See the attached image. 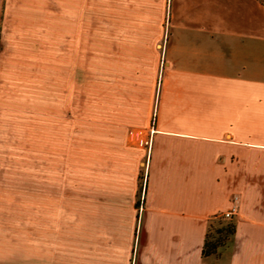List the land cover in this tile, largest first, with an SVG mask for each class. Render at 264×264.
<instances>
[{
  "label": "crops",
  "instance_id": "0c3cea01",
  "mask_svg": "<svg viewBox=\"0 0 264 264\" xmlns=\"http://www.w3.org/2000/svg\"><path fill=\"white\" fill-rule=\"evenodd\" d=\"M0 44V264H264L258 0H0ZM100 50L164 59L147 164L121 131L85 139ZM232 208L228 254L203 257Z\"/></svg>",
  "mask_w": 264,
  "mask_h": 264
},
{
  "label": "rangeland",
  "instance_id": "374dc122",
  "mask_svg": "<svg viewBox=\"0 0 264 264\" xmlns=\"http://www.w3.org/2000/svg\"><path fill=\"white\" fill-rule=\"evenodd\" d=\"M101 19H107L106 10L99 12ZM106 28L100 27V33ZM168 32L167 23L164 26V39L154 46L153 51L161 50ZM106 44H100L105 46ZM131 57L122 59L117 54L107 56L106 51L100 50L97 73L85 69L84 74V126L85 139L92 124L100 128H110L114 132L121 131L125 135V142L131 148H137L130 140L131 131H149L145 118L154 112L156 94L161 81L164 59L147 55L143 58ZM98 102V103H95ZM96 104V105H95ZM147 115V116H146ZM151 121V119H150ZM111 126V127H110ZM87 143V144H86ZM90 157V146L85 142V161ZM146 171L145 161L140 165ZM140 174V194L144 186L145 172ZM74 210L75 204H69ZM229 221L224 218L212 223L210 240L217 238L214 230L224 227ZM221 235L220 238H223ZM229 251V239L223 240L213 256L226 257Z\"/></svg>",
  "mask_w": 264,
  "mask_h": 264
},
{
  "label": "built area",
  "instance_id": "2783aa9c",
  "mask_svg": "<svg viewBox=\"0 0 264 264\" xmlns=\"http://www.w3.org/2000/svg\"><path fill=\"white\" fill-rule=\"evenodd\" d=\"M155 122H156V111L154 109L149 125V131L148 132L131 131L130 133V140L135 144L136 147L144 151L146 164L151 152L152 137L154 134ZM145 184H146V179H144V186L141 191V195L139 197V207H138L139 212L142 211V207H143ZM235 213H236V209L232 208V210L223 214L221 217L224 219H231L235 215Z\"/></svg>",
  "mask_w": 264,
  "mask_h": 264
},
{
  "label": "trees",
  "instance_id": "16d2710c",
  "mask_svg": "<svg viewBox=\"0 0 264 264\" xmlns=\"http://www.w3.org/2000/svg\"><path fill=\"white\" fill-rule=\"evenodd\" d=\"M258 1L264 6V0H258ZM0 49H1V44H0ZM136 207L137 208L139 207V200L138 202H136ZM220 218L222 217L219 216L218 218H214L212 222L209 223L208 232H207L206 240H205L203 251H202L203 257L214 255L217 251V248L221 245V242L226 239L230 240V238L234 235L235 225L230 219H226L229 222L224 227L216 228L214 230V233L215 235H217V238H215L214 240H210L211 238L210 232L211 230H213L212 223L214 220H217ZM221 235H224L223 238H220Z\"/></svg>",
  "mask_w": 264,
  "mask_h": 264
}]
</instances>
